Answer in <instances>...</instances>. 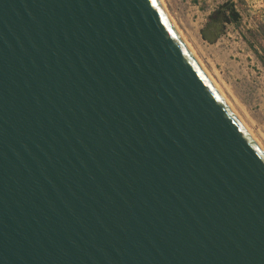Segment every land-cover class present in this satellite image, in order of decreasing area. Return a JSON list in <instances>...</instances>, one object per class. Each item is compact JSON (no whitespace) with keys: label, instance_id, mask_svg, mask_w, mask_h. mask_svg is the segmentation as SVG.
<instances>
[{"label":"water","instance_id":"1","mask_svg":"<svg viewBox=\"0 0 264 264\" xmlns=\"http://www.w3.org/2000/svg\"><path fill=\"white\" fill-rule=\"evenodd\" d=\"M0 264H264V152L159 0H0Z\"/></svg>","mask_w":264,"mask_h":264},{"label":"rangeland","instance_id":"2","mask_svg":"<svg viewBox=\"0 0 264 264\" xmlns=\"http://www.w3.org/2000/svg\"><path fill=\"white\" fill-rule=\"evenodd\" d=\"M160 2L226 102L264 149V0ZM218 20L225 30L210 44L200 32Z\"/></svg>","mask_w":264,"mask_h":264},{"label":"bare ground","instance_id":"3","mask_svg":"<svg viewBox=\"0 0 264 264\" xmlns=\"http://www.w3.org/2000/svg\"><path fill=\"white\" fill-rule=\"evenodd\" d=\"M160 1V0H159ZM161 3V2H160ZM162 4V3H161ZM164 11L166 12V10L164 9ZM167 13V12H166ZM168 15V14H167ZM169 16V15H168ZM169 19H170V17H169ZM170 21H171V23L173 24V26L176 28V26L174 25V23H173V21L170 19ZM176 30H177V28H176ZM178 31V30H177ZM178 33H179V35L181 36V34H180V32L178 31ZM182 37V36H181ZM182 39H183V37H182ZM183 41L185 42V44L187 45V47L189 48V50L191 51V53L193 54V56L195 57V59L197 60V62H198V64L202 67V69H203V71L206 73V75L209 77V79L211 80V82L213 83V85L216 87V89L219 91V93L221 94V96L223 95L222 93H221V91L219 90V88L217 87V85L215 84V82L213 81V79H211V77L209 76V74L204 70V68H203V66L201 65V63L199 62V60L197 59V57H196V55H195V53L193 52V50L189 47V45L187 44V42L183 39ZM223 97V96H222ZM224 98V97H223ZM224 100H225V98H224ZM226 101V100H225ZM228 104V103H227ZM229 105V104H228ZM231 105V104H230ZM230 107V106H229ZM231 108V107H230ZM232 109V108H231ZM233 110V109H232ZM235 110V109H234ZM234 110H233V112H234ZM236 111V110H235ZM235 113V112H234ZM238 117V116H237ZM239 118V117H238ZM240 120V119H239ZM241 121V120H240ZM241 123L245 126V124L241 121ZM245 128H246V126H245ZM246 129H248V128H246ZM249 131V130H248ZM255 141H256V139H255ZM257 142V141H256ZM258 143V145L261 147V149L263 150V152H264V149H263V147L260 145V143L259 142H257Z\"/></svg>","mask_w":264,"mask_h":264},{"label":"flooded vegetation","instance_id":"4","mask_svg":"<svg viewBox=\"0 0 264 264\" xmlns=\"http://www.w3.org/2000/svg\"><path fill=\"white\" fill-rule=\"evenodd\" d=\"M222 23H223V22H221L220 20H218V21H210V23H208V24L211 25V28H210L209 32H215L216 27L222 25ZM216 33H217V32H216Z\"/></svg>","mask_w":264,"mask_h":264}]
</instances>
